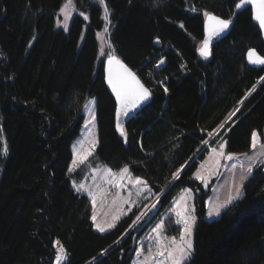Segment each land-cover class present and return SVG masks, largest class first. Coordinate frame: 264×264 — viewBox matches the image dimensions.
I'll return each mask as SVG.
<instances>
[{
    "label": "trees",
    "instance_id": "16d2710c",
    "mask_svg": "<svg viewBox=\"0 0 264 264\" xmlns=\"http://www.w3.org/2000/svg\"><path fill=\"white\" fill-rule=\"evenodd\" d=\"M64 1L0 0V264H54L57 241L66 253L63 264L131 263L137 229L123 235L135 210L97 233L89 199L71 186L89 163L128 167L153 194L162 193L159 212L181 189L193 190L198 221L186 264H264L263 168L214 220L204 218L209 191L193 177L208 134L232 112L211 143L220 138L228 153L247 152L252 133H263L264 67L249 66L246 52L255 48L264 57V40L250 9L236 11L239 0H105L113 50L151 94L122 136L104 63L96 65L102 10L78 0L87 22L77 14L65 32L55 25ZM205 12L232 27L203 59ZM90 98H96L98 145L72 174L71 144Z\"/></svg>",
    "mask_w": 264,
    "mask_h": 264
},
{
    "label": "rangeland",
    "instance_id": "374dc122",
    "mask_svg": "<svg viewBox=\"0 0 264 264\" xmlns=\"http://www.w3.org/2000/svg\"><path fill=\"white\" fill-rule=\"evenodd\" d=\"M88 1L100 6L102 10L103 27L96 34L98 43L96 65L98 66L99 63H104V61L107 60L108 54L111 53L116 56L110 42L112 24L110 21L109 12L107 20L105 19L104 5H101L99 0ZM77 2L78 0H71V4L67 9V20H65V15L63 12H61V9L69 3V0H65L59 10L55 13V25L58 30L67 32L72 19L77 14H81V12L78 11ZM82 16L85 19V16L87 15L83 14ZM87 19H85L86 22ZM65 23L67 24V28L64 27ZM105 29H107V31H105ZM200 47L201 42L198 44V50ZM146 77L148 78L151 76ZM82 112L84 119L79 134L71 144L72 160L69 169L73 168L74 160L78 161V152L80 155H83L86 152H91V155H88L87 159H85L83 163H79L78 166L75 167L73 171H71L72 174H75L77 171L81 170V166L87 163L88 160L93 156L98 145L96 98L88 99L83 106ZM232 115L233 112L227 116L223 123H221V125L214 132L208 134V138L206 140L208 143H203L199 150L200 152L206 148L207 154L204 159L199 162L193 174V177L201 183L204 190L209 191V194L205 200L204 218L206 220L217 219L224 210H226L237 200L241 199L243 196L244 184L250 178L253 171L258 167H262L264 170V133L261 134L257 130L254 131L257 133L256 146L253 148V138L251 136V145L247 152L228 153L226 151V142L220 138L211 143V140L214 139L224 124L231 120ZM93 140L96 141L95 148H92L91 146V142ZM221 143L225 144L223 149L224 155L218 156L213 153L212 150L215 148L217 151H219V145ZM229 154L232 155V159L227 158ZM249 168H251L250 172ZM122 169L123 168L113 169L105 164L93 165L92 163H89L82 169L85 173L82 180L75 181L72 179V188L75 189L79 194L86 196L91 203V219L93 215H95L96 220L93 221L92 219V222L93 229L97 233H106L112 230L122 218L129 215L134 210V220L136 219V216L141 214V212H145L146 215L142 216L139 222L136 224L132 223L131 227L123 235V237H125L128 233L135 231L145 221L149 213L154 208L152 207L153 204H155V206L159 205V198L162 193L153 194L151 191H148L150 188L147 181L141 177L134 176L128 167V173L121 177L120 173ZM109 170H111V173L116 175H109ZM197 172H199L200 175L205 178L203 181L196 178L195 174ZM136 178H140L141 180L145 181L146 185L136 184ZM110 180L112 181L111 183L109 182ZM81 185H83V188H80ZM78 188H80L79 191L77 190ZM237 189H239V194H237ZM138 191L139 195L137 194ZM230 197H232L231 202H229ZM177 207L181 209L187 208L186 215L196 217L195 222L192 224L191 236L186 237V239H191L193 245L194 230L198 221L195 207V193L191 188L186 187L181 189L174 196L170 206L159 212L155 219L138 236L135 241V250L131 255L132 257L130 264H158L159 261L166 260V254L165 256L156 255V232H154L153 229L157 224L163 222L165 227L161 235L163 237H176L177 240H179V234L182 231L183 225H178L175 222L177 217L173 209ZM217 207H219V214L214 211V209ZM209 213L212 214L209 215ZM114 217H118V219L114 220ZM97 223L104 225L106 227V231H99L96 227ZM109 223H114L115 226L112 228H107V224ZM121 239L118 242H120ZM54 247L56 250V256L59 253L63 257V259L60 261V264H63L66 258L65 251L63 249L61 250L62 247H60L57 242H55ZM192 253L191 256L184 262V264L190 261ZM54 264H57L56 258Z\"/></svg>",
    "mask_w": 264,
    "mask_h": 264
},
{
    "label": "snow or ice",
    "instance_id": "6c2138e0",
    "mask_svg": "<svg viewBox=\"0 0 264 264\" xmlns=\"http://www.w3.org/2000/svg\"><path fill=\"white\" fill-rule=\"evenodd\" d=\"M99 3L101 5H104V11H105V19L108 18V7L105 3V0H99ZM71 4V0H69V3L65 5L64 8L61 9V12L65 15V20L68 19V12L67 9L69 5ZM247 5H251L254 11V18L259 22L260 28L264 29V0H239L238 3H236L235 7L237 9H241L242 7H245ZM83 15V13H81ZM204 15L206 16V33L207 36L203 41V46L200 49V54L207 58L208 55H210L209 51V44L214 36L220 35V33L224 32L226 29H228L229 25L232 23L229 19H223L219 16L213 15L209 12H205ZM85 19H87V16H85ZM65 28H67V24L64 25ZM183 27V25H181ZM107 31V29H105ZM248 59L249 62L252 64H260L264 65V57H261L260 55H257L254 50H250L248 53ZM163 63V61H161ZM107 83L111 87L112 92L115 93L116 100L118 102L119 107L117 108V129L120 131L121 135H125L123 128L121 127L119 123V117L121 114L128 115L129 112L136 109L143 101L147 100L150 96V92L147 88L144 87V85L140 82V80L136 77V75L115 55L108 54L107 56ZM165 91H167V88H165ZM94 118V117H93ZM211 135V134H210ZM253 138V148L256 146L257 142V133H252ZM208 141H204V144H207ZM96 141L91 142L92 148H95ZM225 147L224 143H221L219 145V151L217 149H213V153H215L218 156H223L224 152L223 149ZM4 151H7V148L5 147ZM78 155V161H73V168H70L69 171H73L75 167L78 166L79 163H83L85 159H87L88 155H91V152H86L83 155H80V153H77ZM228 159H232V155L229 154L227 156ZM251 171V168H249V172ZM179 172L180 169L177 170L176 173L173 174L174 179L179 178ZM128 173L127 167L123 168L121 170V177H123L124 174ZM109 175L115 176L116 174L111 173V170H109ZM196 178L199 180H204L205 178L200 175L199 172L196 174ZM243 179V178H242ZM112 182L111 180L109 181ZM135 183L138 185H146V182L141 180L140 178L135 179ZM80 188H83V185L80 186ZM80 188L77 190L79 191ZM148 191H151V189H148ZM139 195V191L137 192ZM237 194H239V189H237ZM95 199V198H94ZM232 197L229 198V202H231ZM127 202V201H126ZM152 207H155V204L152 205ZM130 210V209H129ZM177 219L176 224L183 225L182 231L179 234V240H177L176 237H163L161 235L164 224L163 222L156 225V227L153 229L154 232H156L155 236V243L157 246V256H165L166 254V260L159 261L158 264H184V262L191 256L193 245L191 239H186V237L191 236L192 231V224L195 222L196 217L195 216H189L186 215L187 208L181 209L179 207L173 209ZM214 211L219 214V207L214 209ZM212 213H209L211 215ZM146 215L145 212H141L140 215L136 216V219L133 221V224H136L139 222L142 218V216ZM93 221L96 220L95 215L92 217ZM118 219V217L113 218ZM114 223L107 224V228L114 227ZM96 227L99 231L104 232L106 231V227L100 223L96 224ZM57 244H59V241H57ZM62 250V248H61ZM63 259V257L58 253L56 256L57 264H60V261Z\"/></svg>",
    "mask_w": 264,
    "mask_h": 264
},
{
    "label": "water",
    "instance_id": "95a60500",
    "mask_svg": "<svg viewBox=\"0 0 264 264\" xmlns=\"http://www.w3.org/2000/svg\"><path fill=\"white\" fill-rule=\"evenodd\" d=\"M247 8L250 9L252 21L256 25V27L258 28V30H259V32L261 34V37L264 40V29H261L260 28L259 22L254 18V11H253L252 6L251 5H247L245 7H242L241 9H237L236 8V11L245 10ZM206 20H207V18H206V16H204V22H203V38H202V41H201V47H200V49L202 48L203 41H204V39L207 36L206 30H205V28H206ZM231 27H232V23L229 25L228 29H226L224 32L220 33V35L212 37V39L210 41V44H209L210 55H208L207 58H210L211 57L212 47L214 46V44L217 43V42H219V41H221V40H223V39H225L229 35V33L231 31ZM200 49H199V55L201 57L205 58L204 56H202L200 54ZM250 50H254L257 55H260L255 48L249 49L246 52V61H247V64L249 66L253 67V68H263L264 65L252 64V63L249 62L248 53H249ZM125 65L136 75V77L140 80V82L144 85V87L149 90V88L142 81V79L137 75V73L135 71H133L127 64H125ZM103 77H104V85H105L107 91L109 92L110 96L112 97V99L114 100V102L116 104V109H115V129H116L117 133L121 135L120 131L117 129V122H118V119H117V108L119 107V105H118V102L116 100L115 93L112 92L111 87L107 83V60H105L104 61V64H103ZM149 92H150V90H149ZM150 100H151V94H150V96H149V98L147 100L143 101L136 109H134L131 112H129L128 115H124V114H121L120 115V117H119V123H120L121 127L123 128L124 133H125V125H126V123L129 122L132 118H134L137 114H139L141 112V110H143L150 103ZM263 133H264V128H263ZM159 210H160V206L159 205L155 206L152 209V211L149 213V215L147 216V218L145 219V221L137 228V230H136V236H139L143 232V230L148 227V225L153 221V219H155V217L159 213Z\"/></svg>",
    "mask_w": 264,
    "mask_h": 264
},
{
    "label": "bare ground",
    "instance_id": "6f19581e",
    "mask_svg": "<svg viewBox=\"0 0 264 264\" xmlns=\"http://www.w3.org/2000/svg\"><path fill=\"white\" fill-rule=\"evenodd\" d=\"M156 69H157V67H156ZM137 238H138V236H136V231H135V234H134V245H135V241H136Z\"/></svg>",
    "mask_w": 264,
    "mask_h": 264
},
{
    "label": "built area",
    "instance_id": "2783aa9c",
    "mask_svg": "<svg viewBox=\"0 0 264 264\" xmlns=\"http://www.w3.org/2000/svg\"><path fill=\"white\" fill-rule=\"evenodd\" d=\"M157 65H155V67H156ZM147 76H151V73L150 72H147Z\"/></svg>",
    "mask_w": 264,
    "mask_h": 264
}]
</instances>
